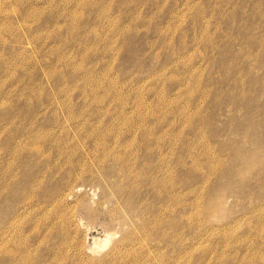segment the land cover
<instances>
[{
    "label": "rangeland",
    "instance_id": "1",
    "mask_svg": "<svg viewBox=\"0 0 264 264\" xmlns=\"http://www.w3.org/2000/svg\"><path fill=\"white\" fill-rule=\"evenodd\" d=\"M0 264H264V0H0Z\"/></svg>",
    "mask_w": 264,
    "mask_h": 264
},
{
    "label": "bare ground",
    "instance_id": "2",
    "mask_svg": "<svg viewBox=\"0 0 264 264\" xmlns=\"http://www.w3.org/2000/svg\"><path fill=\"white\" fill-rule=\"evenodd\" d=\"M56 123V122H55ZM52 130V129H50ZM57 138V137H56ZM43 140V139H42ZM46 140V139H44ZM58 141V140H57ZM41 145V144H40ZM60 145V144H59ZM61 146V145H60ZM28 147V146H27ZM26 148V147H25ZM29 148V147H28ZM32 149V147H30ZM34 148V147H33ZM36 148V147H35ZM39 148V146H38ZM37 148V149H38ZM41 148V147H40ZM39 148V149H40ZM30 149V150H31ZM60 154H64V162H65V159L69 161V166L71 167L69 169L70 172H66L65 174V179L63 180L62 182V185L60 186L59 190H61V192L57 195V197H59L61 194L62 195H66L69 194L72 190V183L77 181V180H83V171H78L79 169H81V166H79V164L76 166V163L72 162L71 160H69L70 158V155H71V151L70 150H65L62 148H56ZM107 152H109V150L106 148L105 149ZM38 151V150H36ZM43 152V151H42ZM103 152V151H102ZM44 154V153H43ZM116 154V153H115ZM118 155V154H117ZM118 158V157H117ZM115 160H116V157H115ZM67 161V162H68ZM116 161H122V159L118 158ZM81 164V163H80ZM60 165V164H59ZM75 165V166H74ZM124 166H126V164H124ZM56 167V166H55ZM61 167V166H60ZM60 169V168H59ZM128 169V167H127ZM27 191V190H26ZM35 191V190H34Z\"/></svg>",
    "mask_w": 264,
    "mask_h": 264
}]
</instances>
